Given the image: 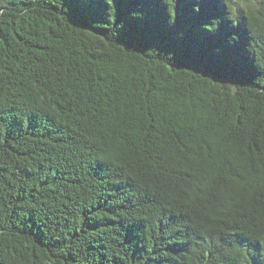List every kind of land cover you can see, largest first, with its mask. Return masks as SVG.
I'll list each match as a JSON object with an SVG mask.
<instances>
[{"label": "trees", "instance_id": "1", "mask_svg": "<svg viewBox=\"0 0 264 264\" xmlns=\"http://www.w3.org/2000/svg\"><path fill=\"white\" fill-rule=\"evenodd\" d=\"M0 264H264V0H0Z\"/></svg>", "mask_w": 264, "mask_h": 264}, {"label": "water", "instance_id": "2", "mask_svg": "<svg viewBox=\"0 0 264 264\" xmlns=\"http://www.w3.org/2000/svg\"><path fill=\"white\" fill-rule=\"evenodd\" d=\"M67 20H69V19H67ZM107 37V36H106ZM107 38H109V37H107ZM107 40H110V39H107Z\"/></svg>", "mask_w": 264, "mask_h": 264}]
</instances>
